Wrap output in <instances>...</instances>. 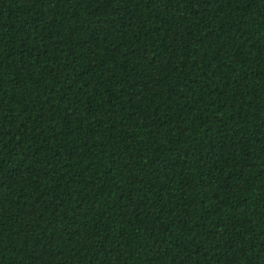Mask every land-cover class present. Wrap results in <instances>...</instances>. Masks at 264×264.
Instances as JSON below:
<instances>
[{
	"label": "trees",
	"instance_id": "1",
	"mask_svg": "<svg viewBox=\"0 0 264 264\" xmlns=\"http://www.w3.org/2000/svg\"><path fill=\"white\" fill-rule=\"evenodd\" d=\"M0 264H264V0H0Z\"/></svg>",
	"mask_w": 264,
	"mask_h": 264
}]
</instances>
